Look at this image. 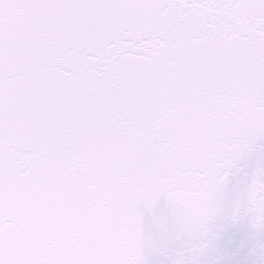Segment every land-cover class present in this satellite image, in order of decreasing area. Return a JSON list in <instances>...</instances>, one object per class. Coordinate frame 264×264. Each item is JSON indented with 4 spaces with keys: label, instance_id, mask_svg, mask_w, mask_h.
<instances>
[{
    "label": "snow or ice",
    "instance_id": "6c2138e0",
    "mask_svg": "<svg viewBox=\"0 0 264 264\" xmlns=\"http://www.w3.org/2000/svg\"><path fill=\"white\" fill-rule=\"evenodd\" d=\"M0 264H264V0H0Z\"/></svg>",
    "mask_w": 264,
    "mask_h": 264
}]
</instances>
